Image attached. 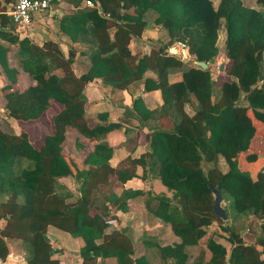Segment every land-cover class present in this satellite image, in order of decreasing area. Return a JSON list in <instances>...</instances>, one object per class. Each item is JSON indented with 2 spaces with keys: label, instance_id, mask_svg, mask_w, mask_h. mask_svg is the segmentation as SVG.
Returning <instances> with one entry per match:
<instances>
[{
  "label": "trees",
  "instance_id": "16d2710c",
  "mask_svg": "<svg viewBox=\"0 0 264 264\" xmlns=\"http://www.w3.org/2000/svg\"><path fill=\"white\" fill-rule=\"evenodd\" d=\"M67 1L77 7L84 0ZM94 1L102 13L98 8L78 7L59 20V31L73 43L92 37L90 66L80 76L73 70L77 50L70 47L66 57L57 41L38 47L27 37L20 39L15 22L2 14L0 38L20 46V66L35 82L23 92L11 91V85L6 88V112L17 122L38 121L42 127L38 141L25 126L19 135L0 128V196L6 197L0 202V221H4L0 258L10 255L8 241L21 240L28 264H60L53 259L55 249L47 232L53 225L84 240L79 252L82 264H98V258L110 257L117 264H152L145 256H136L126 232L115 229L116 213L127 212L131 199L147 196V210L169 223L181 238L180 243L162 246L144 237L164 261L264 264V224L252 243H246L234 225L226 224L242 216L264 220V160L259 163L253 150L255 139L264 138V0H256L261 8L244 0H220L216 7L212 0ZM149 11L156 14L154 23L167 29L171 42L185 43L196 61L216 62L218 67L225 61V70L215 68L214 79L211 66L194 65L180 81L171 83L168 70L182 62L165 52L167 47L141 57L132 54L130 44L148 27ZM222 30L226 39L221 49ZM7 52L0 45V65L16 84L18 70L10 67ZM150 69L157 70L159 82L147 81L145 90L160 89L180 120L171 130L147 135L149 153L113 168V147L103 139L121 124L91 126L85 118L84 89L94 78H102L104 85L126 90ZM192 97L197 107L189 116L184 105ZM141 103V98L136 99L135 107ZM68 127L93 143L84 159L63 153ZM139 164L148 168L144 180L153 172L172 195L125 189ZM257 164L262 168L255 169ZM63 177L80 184L79 197L75 199L60 184ZM215 189L222 192L227 220L214 213ZM109 228L113 229L108 233ZM217 238H225L229 246ZM196 245L202 252L192 261L187 247Z\"/></svg>",
  "mask_w": 264,
  "mask_h": 264
},
{
  "label": "crops",
  "instance_id": "0c3cea01",
  "mask_svg": "<svg viewBox=\"0 0 264 264\" xmlns=\"http://www.w3.org/2000/svg\"><path fill=\"white\" fill-rule=\"evenodd\" d=\"M214 6H218V1L213 2ZM84 8L83 1L79 6H75L63 0L60 4L53 7L50 12V16L46 17L48 21V27H44L39 23H34L32 29L26 34H19L20 39L29 38L33 44L38 47H43L48 40L57 41L60 43V47L68 57L70 47L77 50V54L73 64V70L77 76L82 75L87 71L90 66V50L94 47L91 40L92 37L88 36L83 39L80 38L78 43H73L70 37L59 31V20L64 14L73 12L77 8ZM13 9V0H0V24L3 20L2 14L8 16L5 20L14 22L10 16V12ZM63 13V14H61ZM156 14L153 11H149L145 15V19L148 21V27L142 32L139 39H133L130 44L132 54L141 57L144 53H150V51L161 50L167 47L165 52L173 54L176 58L179 57L178 41L171 42V38L167 29L154 23ZM15 24V23H13ZM11 23L8 27H10ZM6 31V29H4ZM226 33L224 30L220 32L219 47L222 49L225 44ZM0 45L8 49L9 65L12 68L18 70V79L16 84H12L7 74L4 72L0 65V128L7 132L19 135L21 131L16 123V120L10 118L6 112V94L8 90L6 88L11 85V91L18 90L20 92L25 91L35 82L20 66V46L18 44H11L6 40L0 38ZM191 58L187 61L181 60V66L173 67L168 70V80L171 83L178 82L182 79L184 71L188 70L192 63H196L195 58L190 54ZM220 56H224L221 54ZM222 61L224 58H218ZM214 70L212 75L217 78L218 72L215 71V65H208ZM225 70V69H224ZM220 72V71H219ZM157 70H147L143 78L129 85L126 90L114 89L106 86L103 83L102 78H94L88 82L84 89V95L87 98V105L85 108V118L91 126L96 125H108L109 123H120V128H116L110 131L103 139L113 147V155L110 160V165L113 168H118L129 159H139L143 155L150 152L149 141L147 135L154 130L173 129L175 123H178L180 117L173 105L166 104L163 98L162 91L157 88H150L146 91V82L155 85L159 81ZM142 99L139 108L135 107V100ZM197 102L192 97L190 102H186L184 110L189 116L195 114ZM106 116L107 119L103 117ZM169 116V117H168ZM32 126L36 127V130H41L42 124L38 121L31 122ZM18 128V129H17ZM78 135V142L74 145L69 143V135ZM69 134V135H68ZM138 140L136 143H130L133 139ZM72 146V148H71ZM93 150L91 142L77 133L75 128L68 127L66 130V140L63 144V153L65 155H73L80 159H84L87 154ZM146 170V171H145ZM136 177L128 180L124 187L133 191L154 192L156 194L172 195V191L164 190L160 187V180L153 172L149 173V178L144 180L142 175L147 173L148 168L139 164L135 168ZM73 177H63L59 179L61 185L68 189L69 192L74 194L75 199L79 197L80 184L74 182ZM73 183V186L71 184ZM162 183V182H161ZM147 196H138L129 201V210L127 212L118 211L116 213L118 224L115 226L116 230L126 232L133 241L136 256H145L152 264H175V260L170 259L164 261L161 257L159 250L155 247L146 245L144 237H149L162 246L174 245L181 242V238L178 237L169 223L164 222L151 212H149L145 205V199ZM6 197L0 196V202L4 201ZM74 202V200H73ZM4 221H0V231ZM113 228L108 229V233ZM48 236L53 237L52 246L55 249L53 259L59 261L60 264H82L83 260L79 255L80 249L84 245V240L81 237H73L69 232L59 229L53 225H50L47 229ZM219 242L225 246H229L225 238H217ZM247 243V242H246ZM10 248V255L5 259L0 258V264H28L27 263V248L21 240L8 241ZM187 252L191 255L192 261L197 258L202 252L201 245L187 247ZM98 264H117V260L114 257L102 259L98 258Z\"/></svg>",
  "mask_w": 264,
  "mask_h": 264
},
{
  "label": "built area",
  "instance_id": "2783aa9c",
  "mask_svg": "<svg viewBox=\"0 0 264 264\" xmlns=\"http://www.w3.org/2000/svg\"><path fill=\"white\" fill-rule=\"evenodd\" d=\"M62 1L63 0H13V9L10 12V16L16 24L17 32L21 35L26 34L29 29H32L34 23H39L45 28L48 27L46 17L50 16L51 9ZM83 4L85 7L98 8L100 13H102L100 5L94 0H84ZM177 45L179 46L178 54L180 59L184 61L189 60L191 56L186 44L178 41ZM217 68L219 67L217 66Z\"/></svg>",
  "mask_w": 264,
  "mask_h": 264
},
{
  "label": "rangeland",
  "instance_id": "374dc122",
  "mask_svg": "<svg viewBox=\"0 0 264 264\" xmlns=\"http://www.w3.org/2000/svg\"><path fill=\"white\" fill-rule=\"evenodd\" d=\"M214 1H218V4L220 2V0H212V2H214ZM244 1L246 2L247 5H252L256 8H261L256 3V0H244ZM263 9H264V7H263ZM215 64H216V62L211 64V65H215ZM194 65H197V64L196 63L191 64V66H194ZM215 68L217 69V65ZM211 73H212V75H215L213 72H211ZM213 78H215V77H213ZM16 124L19 125L18 126L19 131L22 130V128H21L22 126L27 127L33 134V141H38L39 135H40V130L39 131L36 130L35 126H32L31 123H23V122H17ZM77 133H78V131H77ZM41 135H42V131H41ZM69 137H70L69 143L71 142L72 145H74V143L78 142L79 136L76 135V133L74 135L73 134L69 135ZM91 144L93 145L92 142H91ZM253 146H254V148H253L254 153L260 157L259 163H261L264 160V138H256ZM71 148H72V146H71ZM222 163H223V161H222ZM222 166L225 168V164ZM260 168H262V166H260L259 164H257L255 167V169H257V170ZM74 182H76V181L74 180ZM71 186H73V183L71 184ZM160 187H162L164 190H166V186H164L161 182H160ZM222 205H225V202H223ZM229 210H230V212L232 211V209H229ZM232 212H234V211H232ZM230 218H231V215H230ZM227 222H228V223H226L227 225H234L235 231L238 232L240 234V236L243 238V240L247 243H252V242L256 241V239L261 234L260 224H264V220L258 221L256 219H254L253 216H249V217L242 216V217H237L234 219L232 218V219H229V221H227Z\"/></svg>",
  "mask_w": 264,
  "mask_h": 264
},
{
  "label": "water",
  "instance_id": "95a60500",
  "mask_svg": "<svg viewBox=\"0 0 264 264\" xmlns=\"http://www.w3.org/2000/svg\"><path fill=\"white\" fill-rule=\"evenodd\" d=\"M196 64L200 67H202L203 69H207L208 68V63L204 62V61H196ZM225 69V61L222 62L219 66V71L223 72ZM214 195H215V200H214V213L221 219L223 220H227L228 219V215L227 212L225 211L224 207L222 206V202H223V195L221 190L219 189H215L214 190ZM51 240H54L53 237H49Z\"/></svg>",
  "mask_w": 264,
  "mask_h": 264
},
{
  "label": "clouds",
  "instance_id": "9594fccd",
  "mask_svg": "<svg viewBox=\"0 0 264 264\" xmlns=\"http://www.w3.org/2000/svg\"><path fill=\"white\" fill-rule=\"evenodd\" d=\"M209 65V64H208Z\"/></svg>",
  "mask_w": 264,
  "mask_h": 264
}]
</instances>
